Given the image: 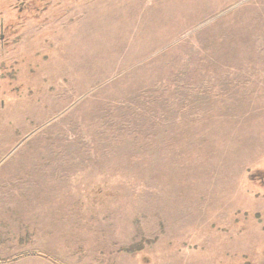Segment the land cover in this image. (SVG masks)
Returning <instances> with one entry per match:
<instances>
[{
  "label": "rangeland",
  "instance_id": "obj_1",
  "mask_svg": "<svg viewBox=\"0 0 264 264\" xmlns=\"http://www.w3.org/2000/svg\"><path fill=\"white\" fill-rule=\"evenodd\" d=\"M29 258L264 264V0H0V264Z\"/></svg>",
  "mask_w": 264,
  "mask_h": 264
},
{
  "label": "crops",
  "instance_id": "obj_2",
  "mask_svg": "<svg viewBox=\"0 0 264 264\" xmlns=\"http://www.w3.org/2000/svg\"><path fill=\"white\" fill-rule=\"evenodd\" d=\"M33 225V224H32ZM48 245H49V242H46ZM47 247V245H46ZM43 249V248H42ZM47 248H44V250H47ZM36 261H40V262H44V263H47V264H50L49 260L47 259H42V258H29V259H23L21 262L23 263H26V264H34L36 263Z\"/></svg>",
  "mask_w": 264,
  "mask_h": 264
}]
</instances>
